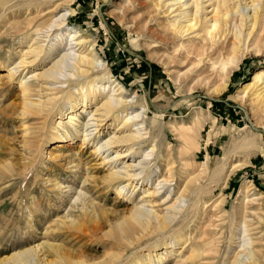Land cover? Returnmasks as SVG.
Instances as JSON below:
<instances>
[{"label":"rangeland","instance_id":"rangeland-1","mask_svg":"<svg viewBox=\"0 0 264 264\" xmlns=\"http://www.w3.org/2000/svg\"><path fill=\"white\" fill-rule=\"evenodd\" d=\"M156 3L157 0H8L0 7V73L6 64L13 66L20 59H29L24 51L35 39L47 50L58 31L49 25L62 11H69L68 26L81 30L90 39L87 46L105 62L107 74L124 85L125 96L132 99L128 111H139L142 115L146 130L141 133L147 132L149 138L137 146L148 162L146 174L156 175L151 189L161 187L164 179L168 181L150 202L139 197L145 188L139 183L133 192H129L131 188L126 190L129 200L117 198L106 181L108 164L100 163V154L93 151L96 142L111 136V130L101 128L94 141L82 143L67 125L65 115L64 121L61 119L63 126L53 129L63 92L57 93L59 100L49 106L46 115L21 117L18 109L21 94L16 81L11 82V88L4 89L7 80L0 78V261L27 246L40 247L36 248L38 257L51 260L55 253L48 244L67 260L82 258L89 264L100 261L104 252L111 250L112 243L103 233L108 229L115 233V224L134 203L163 213L173 200L161 202L165 196L162 192L173 189L174 197L180 193L183 196L185 209L194 200V191L204 187L209 191L199 196L198 213L190 215V210L178 213L172 223L171 229L188 223L189 228L182 227L181 232L188 233L189 242L180 249L176 246L163 264H190L185 257L190 246L197 242L203 244L200 249L203 253L194 264H232L231 251L241 252L235 242L242 239L243 221L248 228L244 239L251 240L248 248L254 264H264V150L259 131L264 130V96L261 102H255L251 90L241 92L253 73L264 69V41L254 44L249 37V41L237 43L238 48L230 57L223 54L209 58L206 53L195 57L187 47L173 40L168 13ZM230 58L232 63H228ZM37 60L21 66L15 76L27 78L32 71L39 70ZM224 63L225 68L221 69ZM69 71L65 67L64 73ZM95 74L103 75L94 72L92 76ZM60 79L63 82L65 77ZM56 86L71 90L75 84L66 81ZM240 108L256 130L245 120ZM196 115L198 136L196 143L190 145L174 125H192ZM87 119L82 113L80 121L84 123ZM23 121L31 130L25 136ZM92 128L89 125L88 130ZM248 137L253 139L251 152L245 151L249 152L248 162L232 168L234 163L246 159L244 151H233V143ZM207 156L210 164L202 172L200 162ZM219 164L224 165V171L215 179L212 169ZM116 165L122 166L118 162ZM245 185L253 194L243 204L242 213H238L234 207L239 205L238 192ZM185 187L187 191L182 193ZM79 195L90 208L95 207L97 219L91 224L98 225L95 234L78 238L55 236L59 231L55 221L78 212L74 206L80 205V200H75ZM201 201L207 203L206 207L201 206ZM170 232L148 242L145 237L139 248L116 250L122 256L117 264L128 261L132 254L142 251L145 254L149 243L169 240ZM234 237L239 239L234 241ZM159 252H163L162 245L156 248V253Z\"/></svg>","mask_w":264,"mask_h":264},{"label":"bare ground","instance_id":"bare-ground-1","mask_svg":"<svg viewBox=\"0 0 264 264\" xmlns=\"http://www.w3.org/2000/svg\"><path fill=\"white\" fill-rule=\"evenodd\" d=\"M7 1L0 0V7H3ZM157 1V6L160 5L164 8V13H168L167 23L169 30L172 31L174 36L173 40L179 42L182 47H187V51L194 54L195 57L202 56L204 53L209 58L213 55L220 57L223 54L230 57L235 54V49L238 48L236 47L237 43L243 44L249 37L254 44L264 41V0ZM175 5L176 8L173 9ZM173 12H177L176 15L169 18V15ZM69 14V11H62L59 16H55V19L49 25L50 28L53 27L54 30L57 29L58 31L53 36L49 46L47 45V50L35 39L34 43L29 45L24 51V54L29 57V59H24L28 60L23 59L20 61V59L13 66L6 64L4 72L0 73V78H6L7 80L2 87L9 89L11 88V82L16 81L19 88L18 91L21 94L18 107L21 117L31 116L39 118L44 116L49 111V106H53L58 102L59 98L63 97L58 111L57 123L53 126V129L56 130L63 126L61 119L65 115L67 125L72 127L74 132L79 135L82 143H88L90 140L94 141L96 134L100 133L101 128L110 129L111 136L103 142H96L93 147L94 153L100 154V163L108 164L106 181L114 188L117 198L125 197L127 200L130 197L129 195L126 197V190L131 188L129 192H133L137 189L139 183V186L145 187L139 197L143 201L150 202L151 198L155 197L168 181L164 179L165 182L162 183L161 187L155 186L151 189V181L156 175L150 176V174H146L145 168L148 162L145 161L144 156L142 157L143 152L137 146L143 140L149 138L147 132L141 133V130H146L145 126H143L144 122H141L142 115L139 111H128V106L132 103V99L125 96L126 88L112 75L107 74L109 70L105 62L100 59L92 47L87 46L90 39L83 35L81 30L68 26L66 15ZM18 30L20 31V29ZM190 33H193V35L188 37L187 35ZM247 40L249 41V39ZM77 51L79 52L75 53ZM36 60L38 61V68L41 67L39 70L32 71L27 78L15 76L21 66L23 67ZM229 60L228 63L233 62V59L230 58ZM225 65L226 63L223 64L221 69H224ZM65 67L71 71L65 74ZM94 72H99L103 75L101 77L96 76V74L92 76ZM60 77H65V80L61 82ZM66 81H69L70 84H75L73 89H61L62 87L56 86ZM250 90L253 93V101L261 102V98L264 96V69L255 71L250 81L243 85L241 92H249ZM58 92H63V96L58 98ZM142 109H144L143 106ZM82 113L88 118L84 123L80 121ZM198 120L199 117L196 115L192 125L182 123L174 125L176 131L190 145L196 143ZM89 125L93 126L92 130H88ZM22 126L24 127V136L30 133L31 130H29V126L25 124V121H23ZM93 130H95L94 134ZM249 139L251 140L249 137L248 139L241 138L233 143L235 145L233 151H244L246 159L243 162L234 163L232 168H237L238 165H245L248 162L249 152L245 151H248L253 143V139L251 141ZM117 162L122 166L118 167L116 165ZM200 164V170L202 172L206 171L210 164V158L207 156ZM223 171L224 165L214 166L212 169L213 178L220 177ZM172 190L169 189L167 192H162L165 193V196L161 202L173 200L163 213L152 207L145 208L142 204L134 203L128 214L115 224V233L112 229H108L103 233V237L112 240L109 247L111 250H106L100 261L91 264H117L122 257L117 252L118 250L127 252L135 247L139 248L145 237L148 242L155 237L161 238L169 230L171 231L169 240L165 239L161 242L154 241V243H149L146 246L145 254L142 253L143 251L132 254L128 261L121 264H163L166 255L172 253L176 246L179 249L183 248L189 242V239L188 233L185 234L186 231L185 233L181 231L182 227H188V223L171 229L172 223L178 213H186L189 210L191 212L190 215L198 213L199 196L209 190L202 187L199 192L194 191L196 196L194 200L186 205L185 209L182 204L184 198L182 199L181 193L174 197L175 194L171 193ZM185 191H187L186 187L182 190V193ZM252 194L249 193L246 185L242 187L238 192L239 205L234 207V211L242 213V210H244L243 204L249 201V196ZM81 196L83 197L84 195ZM259 196L261 194L255 196V198ZM79 197L80 195L75 200H80ZM88 198L90 199V197ZM79 202L80 205L76 202L77 205L74 206L78 208V212L74 216L71 213L66 216V219H61L60 216L59 220L55 221L54 219V224L59 230L55 236H63L65 238L70 235H76L78 238L95 234L98 225H91L97 219L95 207L90 208L87 205L88 202L85 203L82 200ZM202 205L206 207L207 203L201 201ZM49 224L53 225L52 223ZM87 230L90 231L85 234ZM247 231L246 222H241L242 239L235 242L237 244L236 247L241 252L235 253L234 250L231 251L233 256L232 264H254L251 255L252 251L248 248L251 240L244 239V236L248 235ZM189 238L191 239L190 236ZM235 239L239 238L234 237V241H236ZM160 245L163 246V252L156 253V248ZM47 246L55 253V257L51 260L45 261L39 258L38 251L36 252L37 247L27 246L14 251L11 255L1 260L0 264H89L82 258L70 257L67 260V257L61 254L53 245L48 244ZM202 246L203 244H200V242L199 244L198 242L195 243V246H190L189 253L185 257L187 261H190V264H194V261L201 256L203 253L200 251Z\"/></svg>","mask_w":264,"mask_h":264},{"label":"water","instance_id":"water-1","mask_svg":"<svg viewBox=\"0 0 264 264\" xmlns=\"http://www.w3.org/2000/svg\"><path fill=\"white\" fill-rule=\"evenodd\" d=\"M130 53H131V52H130ZM131 54H132V53H131ZM240 109L243 111V114H244V118H245V120H246L249 124H251L250 121H249V119H248V116H247L246 112H245L242 108H240ZM251 127H252V129L256 130V128H254L252 124H251ZM259 131H260V133H262V135H263V150H264V130L261 129V130H259Z\"/></svg>","mask_w":264,"mask_h":264}]
</instances>
